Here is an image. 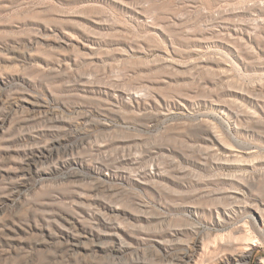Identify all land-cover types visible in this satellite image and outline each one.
<instances>
[{
  "label": "rangeland",
  "instance_id": "374dc122",
  "mask_svg": "<svg viewBox=\"0 0 264 264\" xmlns=\"http://www.w3.org/2000/svg\"><path fill=\"white\" fill-rule=\"evenodd\" d=\"M252 207L264 0H0V264H261Z\"/></svg>",
  "mask_w": 264,
  "mask_h": 264
},
{
  "label": "bare ground",
  "instance_id": "6f19581e",
  "mask_svg": "<svg viewBox=\"0 0 264 264\" xmlns=\"http://www.w3.org/2000/svg\"><path fill=\"white\" fill-rule=\"evenodd\" d=\"M135 95V94H134ZM141 96V95H140ZM133 97V96H132ZM135 97V96H134ZM137 97V96H136ZM134 99V98H133ZM136 99V98H135ZM248 151V150H246ZM249 150L248 152H250ZM239 199V198H238ZM237 201V200H236ZM245 202V201H244ZM245 205L242 204H235L233 207V210L230 211L228 208L223 209V213L226 215V217L231 218L235 217L237 215V212L244 208ZM249 206V205H248ZM247 207V206H246ZM251 210L255 213L256 216L253 215V225L254 227L260 231L261 233L264 234V210L262 208L258 207H252ZM219 212V211H218ZM224 222L223 219H219V223L222 224ZM104 232V231H103ZM115 232V231H114ZM110 233V232H109ZM117 235V234H116ZM120 241V240H119ZM227 241V240H226ZM202 242V241H201ZM235 242V241H234ZM75 243V242H74ZM203 244V243H202ZM254 245V244H253ZM77 246V245H76ZM189 246V245H188ZM254 247L251 245H246L244 249L239 251L236 254L235 260L237 264H246L248 260L251 258L252 253H253ZM261 264H264V260L261 261Z\"/></svg>",
  "mask_w": 264,
  "mask_h": 264
}]
</instances>
